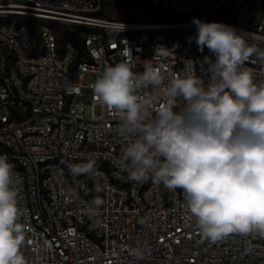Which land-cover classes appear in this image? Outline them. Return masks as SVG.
I'll return each instance as SVG.
<instances>
[{"label": "built area", "instance_id": "1", "mask_svg": "<svg viewBox=\"0 0 264 264\" xmlns=\"http://www.w3.org/2000/svg\"><path fill=\"white\" fill-rule=\"evenodd\" d=\"M140 1L182 16L139 22L106 18L104 0H0V155L21 178L27 264H264V237L203 239L182 189H167L151 173L129 179L119 164L127 142L121 120L91 87L121 62L136 73L145 63L162 66L165 85L174 75H195L206 87L202 61L212 53L199 50L192 19L232 26L264 50V0ZM29 19L41 21L39 39ZM56 23L78 27L77 34L61 39ZM158 47L167 55H157ZM245 66L264 82V61L253 56ZM138 94L156 96V107L163 102L161 88Z\"/></svg>", "mask_w": 264, "mask_h": 264}, {"label": "clouds", "instance_id": "2", "mask_svg": "<svg viewBox=\"0 0 264 264\" xmlns=\"http://www.w3.org/2000/svg\"><path fill=\"white\" fill-rule=\"evenodd\" d=\"M192 23L199 50L212 53L202 61L210 73L206 87L195 75H174L165 85L162 66L145 63L136 73L130 62L106 67L91 87L121 120L127 142L119 164L131 181L151 173L167 189H182L188 212L210 242L230 234L264 237V82L245 66L253 56L264 61V50L232 26L195 17ZM167 50L158 47L156 54ZM147 86L161 88L158 107L156 96L138 94ZM179 99L184 107L174 111ZM20 185L0 155V264H27L22 248L30 228L20 222ZM132 255L142 259L144 253L133 249Z\"/></svg>", "mask_w": 264, "mask_h": 264}, {"label": "rangeland", "instance_id": "3", "mask_svg": "<svg viewBox=\"0 0 264 264\" xmlns=\"http://www.w3.org/2000/svg\"><path fill=\"white\" fill-rule=\"evenodd\" d=\"M102 15L106 18L118 19V20H130V21H148L150 19H178L181 18L182 15L167 13L160 9H153L146 5L144 2L140 0H104ZM34 31L37 32L39 23L33 20H26ZM51 25L54 23L50 22ZM55 28L61 37L62 31H68L69 34L64 38L73 39V35L77 34L78 27L75 26H66L60 23H56ZM37 38L39 39V32H37ZM90 80L91 77L88 76ZM79 100H82L80 98ZM97 114L100 112L99 108L96 109ZM91 113L90 105L86 106V115L89 116Z\"/></svg>", "mask_w": 264, "mask_h": 264}, {"label": "trees", "instance_id": "4", "mask_svg": "<svg viewBox=\"0 0 264 264\" xmlns=\"http://www.w3.org/2000/svg\"><path fill=\"white\" fill-rule=\"evenodd\" d=\"M69 34V32L66 30V31H62V34L61 36L64 38L65 36H67Z\"/></svg>", "mask_w": 264, "mask_h": 264}]
</instances>
